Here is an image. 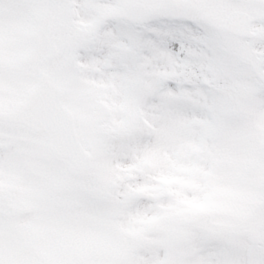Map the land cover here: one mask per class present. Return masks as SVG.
Masks as SVG:
<instances>
[{
	"label": "snow or ice",
	"instance_id": "6c2138e0",
	"mask_svg": "<svg viewBox=\"0 0 264 264\" xmlns=\"http://www.w3.org/2000/svg\"><path fill=\"white\" fill-rule=\"evenodd\" d=\"M0 264H264V0H0Z\"/></svg>",
	"mask_w": 264,
	"mask_h": 264
}]
</instances>
